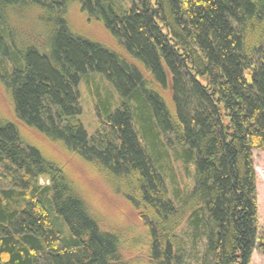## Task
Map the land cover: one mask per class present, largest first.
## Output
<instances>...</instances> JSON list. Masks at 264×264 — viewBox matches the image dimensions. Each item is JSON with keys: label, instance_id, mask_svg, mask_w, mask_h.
I'll list each match as a JSON object with an SVG mask.
<instances>
[{"label": "trees", "instance_id": "1", "mask_svg": "<svg viewBox=\"0 0 264 264\" xmlns=\"http://www.w3.org/2000/svg\"><path fill=\"white\" fill-rule=\"evenodd\" d=\"M75 5L119 51L71 32ZM32 10L47 37L18 43L12 15ZM0 55L15 113L0 115V264H131L123 233L92 214L76 158L122 186L147 264L190 263L187 214L204 239L195 264L264 255L253 156L264 151V0H0ZM92 74L121 101L99 98L90 137L79 85ZM22 128L62 149L47 157ZM170 151L195 167L186 192Z\"/></svg>", "mask_w": 264, "mask_h": 264}, {"label": "rangeland", "instance_id": "2", "mask_svg": "<svg viewBox=\"0 0 264 264\" xmlns=\"http://www.w3.org/2000/svg\"><path fill=\"white\" fill-rule=\"evenodd\" d=\"M70 29L73 34L80 36L89 41L99 43L110 50H120V44L115 40L104 24L98 20H90L81 12L77 5L71 6L68 11ZM37 13L26 11L24 14H13L15 26V38L17 42L30 43V35L33 33L40 34L45 40L47 33L40 23L34 18ZM2 56L0 55V62ZM0 70V115L6 120L14 121L13 97L8 87L4 84ZM93 80L89 81L83 78L79 85L80 105L82 114L79 117L80 122L84 126L90 137L94 136L100 126V119L96 111V104L101 97H111L113 104L117 105L121 98L108 81L99 74H92ZM21 133L23 137L30 143L41 145L42 152L47 157L53 156L56 151L61 150V144H52L48 142L44 136H38L32 131L24 130ZM168 150H172L168 148ZM58 154V153H56ZM170 162L173 169V182L175 187L183 192L194 185L195 167L192 164L184 165L180 161H176L173 152L170 151ZM254 167L257 175V191H258V213L259 226L264 231V151L254 150ZM77 179L82 185V190L92 214L100 222L105 230H118L123 233V255L131 264H147V251L142 247L145 245L135 244V239L143 235L142 224L136 213L130 207L128 201L122 196V186L117 182L111 181L107 176L97 169L91 167L85 161L76 158L72 165ZM193 184V185H192ZM188 191V190H187ZM183 223V230L186 229V238L189 241V257L190 263L195 264L196 259L200 257L202 252L204 239H198L195 231L188 224L189 214ZM137 245L138 247H131ZM138 261V262H137ZM251 264H264V255L258 251L254 252Z\"/></svg>", "mask_w": 264, "mask_h": 264}]
</instances>
